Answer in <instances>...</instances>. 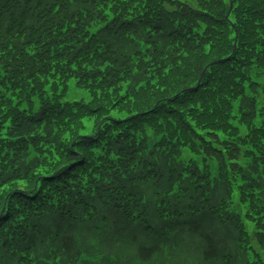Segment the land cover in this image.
<instances>
[{
  "label": "trees",
  "instance_id": "obj_1",
  "mask_svg": "<svg viewBox=\"0 0 264 264\" xmlns=\"http://www.w3.org/2000/svg\"><path fill=\"white\" fill-rule=\"evenodd\" d=\"M171 195L236 234L202 264H264V0H0V264H85V221L153 199L185 226Z\"/></svg>",
  "mask_w": 264,
  "mask_h": 264
},
{
  "label": "rangeland",
  "instance_id": "obj_2",
  "mask_svg": "<svg viewBox=\"0 0 264 264\" xmlns=\"http://www.w3.org/2000/svg\"><path fill=\"white\" fill-rule=\"evenodd\" d=\"M74 89V84L68 83L62 101H71L83 96ZM164 166L165 164L162 163L163 174L166 172ZM145 191L150 194V188H146ZM207 199L206 204H216L215 197L211 196ZM175 201L178 202L172 195L169 196L165 200L166 209L171 212L178 207L175 216L182 215L184 221L188 216L185 226H180L177 221L160 219L161 215L155 212L157 208L154 207V199L147 206L148 216L135 223L121 220L110 211H105L107 213L105 220L99 217L91 224L85 221L83 229H86L87 225L90 227H87V231H82L77 238L79 252L85 254L87 259L85 264H202L201 252L207 240L216 244L218 250H223L226 254L239 251L236 234H231V228L217 223H206L204 220L198 222L196 218L190 216L196 208H199L198 206L194 207L192 203L191 208L195 209L190 211L185 209L180 213L179 202ZM182 203L187 205L190 202L185 199ZM262 223L264 225V220ZM245 230L248 231L250 243L255 245L256 230L249 226L245 227ZM155 241L160 243L159 252L149 262L143 263L138 260V247ZM256 249L260 251L259 248Z\"/></svg>",
  "mask_w": 264,
  "mask_h": 264
}]
</instances>
